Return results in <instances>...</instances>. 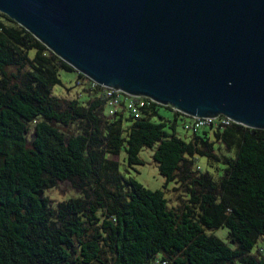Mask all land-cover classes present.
I'll use <instances>...</instances> for the list:
<instances>
[{"label": "trees", "instance_id": "16d2710c", "mask_svg": "<svg viewBox=\"0 0 264 264\" xmlns=\"http://www.w3.org/2000/svg\"><path fill=\"white\" fill-rule=\"evenodd\" d=\"M60 70L76 71L0 12V264H264L251 252L264 235V129L230 122L184 139L176 118L188 116L169 105L109 115L100 86L83 101L53 95ZM154 145L180 191L173 206L110 158L123 146L130 168ZM198 157L223 165L217 180ZM59 181L75 194L53 204L45 191ZM219 227L233 248L206 232Z\"/></svg>", "mask_w": 264, "mask_h": 264}, {"label": "water", "instance_id": "95a60500", "mask_svg": "<svg viewBox=\"0 0 264 264\" xmlns=\"http://www.w3.org/2000/svg\"><path fill=\"white\" fill-rule=\"evenodd\" d=\"M0 12L100 85L264 129V0H0Z\"/></svg>", "mask_w": 264, "mask_h": 264}, {"label": "rangeland", "instance_id": "374dc122", "mask_svg": "<svg viewBox=\"0 0 264 264\" xmlns=\"http://www.w3.org/2000/svg\"><path fill=\"white\" fill-rule=\"evenodd\" d=\"M59 78H60V84H56L52 88L53 95L64 98H77L80 101H83L88 97L89 92L85 90L81 85L76 84L77 71L60 70ZM159 114L170 120H172L174 117L171 111L166 110L162 107L159 108ZM128 116H129L128 112L124 111V117H128ZM124 123H127V121L124 120ZM182 123H183L182 118L180 117L176 118L177 134L183 137L184 139H188L190 137L191 132L186 131L183 128ZM59 127L61 130H63L66 133H69L74 130L73 126L65 127L59 125ZM31 134H32V130L28 132L27 134L28 137H30ZM217 145L218 144H214V146ZM154 149H155V145L152 147H143L138 154V156L142 160V163L133 165L130 168L127 167L125 164L126 153L123 146L117 155H110V158L118 161L119 170L124 176L134 177L137 181H139L144 187L148 189L162 190L164 196L168 199V205L173 206L178 202L176 196L177 194L180 193V191H175L173 189L176 186V183H174L173 181L165 183L164 176L159 173L157 163L152 158ZM221 150L223 151L224 148L221 147ZM216 151L218 152V150ZM197 163L201 167L202 171L209 172L215 180H217L218 177L222 174L221 167H223V165L219 162L209 161L206 157H198ZM45 193L52 199L53 204H55L57 201L63 200L75 194L73 188L70 186L69 182L67 181H59L56 187L47 189ZM206 232L209 234H214L215 236L219 237L229 247L231 248L234 247V244H232L228 240V229L226 227L206 229ZM251 252L257 253L264 257V235L258 238L257 243L253 247ZM153 262H154V258H152L150 261H148L145 264H154Z\"/></svg>", "mask_w": 264, "mask_h": 264}, {"label": "built area", "instance_id": "2783aa9c", "mask_svg": "<svg viewBox=\"0 0 264 264\" xmlns=\"http://www.w3.org/2000/svg\"><path fill=\"white\" fill-rule=\"evenodd\" d=\"M81 76L82 77L80 78H76V84L81 85L84 89L93 91L95 88H97V86L101 87L103 96L108 104L109 115L113 114L116 110L123 108L134 117H139L141 108L148 104L147 100L153 101L145 96L130 95L117 88L100 85L83 74ZM171 108L176 110L172 106ZM187 116L188 118L183 122V127L184 129L191 131L208 125L213 127H222L232 122L230 118L223 114L207 117ZM156 264H165V261H158Z\"/></svg>", "mask_w": 264, "mask_h": 264}]
</instances>
